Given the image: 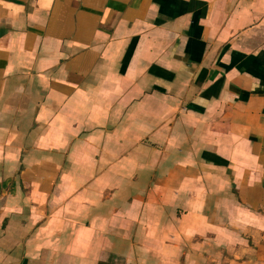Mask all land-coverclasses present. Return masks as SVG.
Returning <instances> with one entry per match:
<instances>
[{
  "label": "crops",
  "instance_id": "1",
  "mask_svg": "<svg viewBox=\"0 0 264 264\" xmlns=\"http://www.w3.org/2000/svg\"><path fill=\"white\" fill-rule=\"evenodd\" d=\"M0 264H264V0H0Z\"/></svg>",
  "mask_w": 264,
  "mask_h": 264
}]
</instances>
